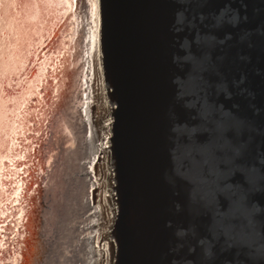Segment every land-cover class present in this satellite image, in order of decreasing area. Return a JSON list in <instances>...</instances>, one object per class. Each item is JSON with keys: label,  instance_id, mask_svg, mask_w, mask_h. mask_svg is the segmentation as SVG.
Masks as SVG:
<instances>
[{"label": "water", "instance_id": "95a60500", "mask_svg": "<svg viewBox=\"0 0 264 264\" xmlns=\"http://www.w3.org/2000/svg\"><path fill=\"white\" fill-rule=\"evenodd\" d=\"M47 2L1 85L0 264H264V0Z\"/></svg>", "mask_w": 264, "mask_h": 264}, {"label": "bare ground", "instance_id": "6f19581e", "mask_svg": "<svg viewBox=\"0 0 264 264\" xmlns=\"http://www.w3.org/2000/svg\"><path fill=\"white\" fill-rule=\"evenodd\" d=\"M46 5L48 6L47 0H0V127L3 126L5 115L6 117L10 116L12 112L7 100L2 97L1 85L4 83L5 85L12 86L13 70L19 67L21 62H24L22 49L24 36L28 35L26 33V24L27 27H29L28 31L30 36L27 37L29 39V44L34 47L37 45L35 36L38 33V28L36 23L32 25L29 19H31L32 16L34 17L33 14L36 13V9L39 8V6L43 9ZM78 33L79 31L74 30V35ZM34 37L35 41L33 42ZM81 44L82 39L79 41V46H81ZM20 93H22V90ZM7 105H9V108L5 109ZM24 122L25 121L20 116V124ZM16 133L17 135L21 133V125L17 127H13L12 125L11 138L14 140L10 142L8 140L9 143L4 144L5 146L10 147L15 143V140L17 144V138L15 139ZM1 142L2 139H0V144ZM77 154L76 151L70 152L71 157H73L70 167H78L77 158L79 155Z\"/></svg>", "mask_w": 264, "mask_h": 264}]
</instances>
